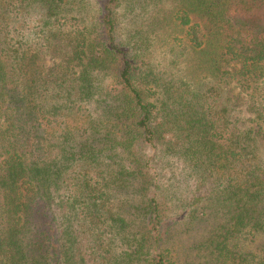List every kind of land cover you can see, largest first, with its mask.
<instances>
[{"label": "trees", "instance_id": "16d2710c", "mask_svg": "<svg viewBox=\"0 0 264 264\" xmlns=\"http://www.w3.org/2000/svg\"><path fill=\"white\" fill-rule=\"evenodd\" d=\"M121 2L0 0V264H175L153 173L172 156L216 262L264 233V0H169L195 86L143 72Z\"/></svg>", "mask_w": 264, "mask_h": 264}, {"label": "rangeland", "instance_id": "374dc122", "mask_svg": "<svg viewBox=\"0 0 264 264\" xmlns=\"http://www.w3.org/2000/svg\"><path fill=\"white\" fill-rule=\"evenodd\" d=\"M128 4L129 0H122L120 7L117 8V18L120 23L119 37L124 42L126 38L134 37L128 46L134 47L131 55L137 52L139 61L145 62L143 72L150 73V77L157 76L175 82H179L184 77L191 80L193 86L197 85V75L193 73L195 61L192 50L174 41L175 38L186 39L181 30L174 29L173 32L174 3H170L169 0L158 2L136 0L131 7ZM88 7L92 15L97 14L94 3L89 4ZM234 86L236 85L232 88ZM232 92L239 93V89L233 88ZM252 117L253 113L248 105L235 107L231 113L232 121L238 125L241 132L249 130ZM255 146H258V154H261L263 160V144L255 143ZM165 162H169L170 165H164L163 160L157 159L156 169H153L159 180L158 194L168 207L164 213L166 219L163 224L165 248H171L175 264H219L201 246L208 223L198 220L193 225H187V212L181 209V203L188 195L180 168L181 163L173 156ZM173 173L176 174L175 177ZM125 197L130 199L126 194L116 196L115 204L120 206ZM133 199L137 200L134 203L139 201L138 196ZM238 254L235 264H264V233L242 240Z\"/></svg>", "mask_w": 264, "mask_h": 264}]
</instances>
